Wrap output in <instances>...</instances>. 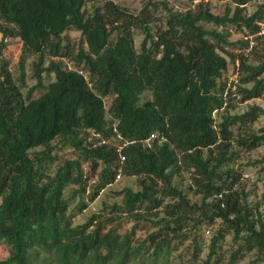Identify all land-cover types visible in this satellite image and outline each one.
I'll use <instances>...</instances> for the list:
<instances>
[{
    "label": "trees",
    "instance_id": "obj_1",
    "mask_svg": "<svg viewBox=\"0 0 264 264\" xmlns=\"http://www.w3.org/2000/svg\"><path fill=\"white\" fill-rule=\"evenodd\" d=\"M92 1L0 0V56L7 38L21 42L23 54L38 55L37 82L25 95L0 58V245L8 250L0 264H174L188 229L195 243L190 264H215L228 234L241 242L231 263L244 251L264 262V199L249 203L235 189L238 176L227 169L236 155L232 142L244 151L264 144V127L252 129L264 108L253 105L219 122L214 118L236 93L241 102L263 96L264 56L256 65L247 58L259 43L264 46V35H257L264 3L247 15L244 7L259 0H232L233 10L217 16L206 0H186L197 3L185 11L162 2L159 18V4L151 0L136 16L112 1L89 8ZM201 23L214 28L205 30ZM134 28L144 34L139 49ZM230 29L254 36L248 53L230 51L249 47L243 37L230 42ZM69 30L80 36L73 68L63 62L70 57ZM229 61L237 63V91L224 77ZM44 73L54 81L32 98ZM104 99H110L108 109ZM117 135L133 142L123 147L122 164ZM56 140L77 156L49 176L44 163L51 161ZM36 148L42 150L33 154ZM181 171L190 175L189 190L200 195L199 203L173 185ZM119 172L137 177L139 190L124 188L120 204L73 225L74 210H85ZM89 181L93 187L85 197ZM70 185L78 187L77 204L74 195L64 196ZM123 219L146 221L153 230L141 240L135 238L136 226L120 234ZM215 223L208 255L199 259L198 234Z\"/></svg>",
    "mask_w": 264,
    "mask_h": 264
},
{
    "label": "rangeland",
    "instance_id": "obj_2",
    "mask_svg": "<svg viewBox=\"0 0 264 264\" xmlns=\"http://www.w3.org/2000/svg\"><path fill=\"white\" fill-rule=\"evenodd\" d=\"M107 1H112L114 4L122 7L128 14L133 16L138 15L142 7L144 6V1L146 0H93L88 3L87 6L91 8L95 7H103L104 3ZM152 2L158 3V10L156 15L160 18L164 16L163 7L160 3L164 2L167 4L168 8H171L176 11H185V10H193V6L197 3H193L192 6L189 5L186 0H151ZM210 11L217 16H222L226 8H231L233 10L234 5L232 4V0H206ZM264 3V0L249 2L244 7V13L247 15L252 14L256 7L260 4ZM205 30H212L214 27L210 24L201 23L200 24ZM132 34L135 42V48L139 49L141 42L144 39V34L139 28L132 29ZM241 37V35H236L232 29H230V36L228 40L230 42H236ZM79 34L74 30H69L65 33V41L68 46V52L70 57L64 58L63 62L69 68H73L74 61H72L75 55L78 52L79 45ZM116 38V34L111 35V40L114 41ZM234 54L246 51L242 50L241 47L237 46L230 49ZM264 56V46L262 44H258L256 47V51L248 56V62L256 65L258 64ZM4 58L7 61V70L11 75L13 82L17 86H21V92L25 95L32 87L36 85V78L34 75V65L38 61V55L36 54H23L22 53V44L17 39H5L4 48L2 49L0 58ZM22 60V63H21ZM51 58L46 57L44 61V67L48 66ZM56 60V59H55ZM225 79L230 82L231 88L233 91H237L236 86L240 85L239 82V72L237 71V66L232 62H228L227 70L224 73ZM54 81V75L51 73H44L42 75V86L36 90L32 98H37L41 94H43L49 83ZM234 86V87H233ZM250 85H246L245 87H249ZM106 108H109L110 99H104ZM253 105L264 108V93L261 98L253 99L247 102H241L240 96L236 93L233 95L232 101L227 107L214 114V118L216 122L220 121V117L222 115H236L242 114L249 110V108ZM262 127H264V118L260 117L258 121H256L252 125V129L255 131H259ZM95 140L87 138V143H94ZM112 143L115 141H111ZM233 151L235 152V158L233 162L230 163L227 169H231L233 173L238 176V181L235 186V189L238 192H242L247 196V201L249 203L258 202L261 199H264V144L256 147L250 151H244L242 148L238 147L235 142H232ZM54 146V150L51 153V161H46L44 163V173L49 176H53L55 171L66 161L72 159L77 156V151L74 150L70 145L66 142H61L60 140H56L52 143ZM42 150L41 148H36L32 152L33 154ZM84 170L88 171V164H84ZM173 185L177 186L179 190L186 193L187 197L191 202H200V195H197L193 190H189L191 185L190 175L186 171H181L180 174H177L172 179ZM93 187V181H89L87 183L85 193L83 194L85 197L88 195V192ZM124 188H130L133 191H138V179L137 177L125 176L120 174V178L115 180L111 185L106 186L103 190L100 191L98 197L91 203H88V206L85 210L78 213L75 209L73 217L70 218V222L73 225L82 224L86 221L88 217L92 214H104L103 208L107 206H111L113 204H120L122 201L121 192ZM193 188V187H192ZM78 190V187L75 185H70L64 192V196L66 199L72 200L71 196L74 195V191ZM74 199L72 202L74 204L78 203L80 196L77 194L74 195ZM264 204V202H263ZM107 213V212H106ZM106 216L111 217L114 216L112 213H108ZM113 224V223H112ZM114 225V224H113ZM133 226H136L135 238L137 240H141L145 238L147 233L151 232L153 229L150 227L149 223L146 221L136 222L133 219L127 221L125 219L121 220V228L119 229L120 234H124L132 230ZM218 228V223H215L211 227L201 229L198 234V244L201 247V252L195 256H198L199 259H206L208 255V246L210 244L211 239L213 238L216 230ZM189 232L187 237L183 236L179 242V249L174 254L173 262L174 264H190L194 260V247L195 243L193 242V230L188 229ZM201 239V241H200ZM241 246L240 241H236L233 239L232 234H228L224 241H222L219 245L217 251V259L215 260V264H264V262H256V256L254 253L250 252H241L238 254L237 259L234 263H231L232 256L237 253L238 248ZM8 256V250L0 245V261L4 260Z\"/></svg>",
    "mask_w": 264,
    "mask_h": 264
},
{
    "label": "built area",
    "instance_id": "obj_3",
    "mask_svg": "<svg viewBox=\"0 0 264 264\" xmlns=\"http://www.w3.org/2000/svg\"><path fill=\"white\" fill-rule=\"evenodd\" d=\"M257 24L260 27V30H259L257 35L258 36H263L264 35V22L263 23H257ZM253 38H254V36H245V37H243V39L249 43V47H248V49L245 50L246 51L245 54L248 53L251 50L252 46H254L255 42H254ZM236 66H237V63H236ZM228 83H230V82H228ZM151 138H153V136H151ZM116 139L121 142V144L118 145V147H117V153L119 155V163L122 164L124 162V156L121 154V151H122V149H123V147L125 145L133 143V142L124 141L121 138L120 135H117ZM149 141H150V139L146 140V142H144V144L149 146ZM119 178H120V172L117 174L115 180H117Z\"/></svg>",
    "mask_w": 264,
    "mask_h": 264
}]
</instances>
